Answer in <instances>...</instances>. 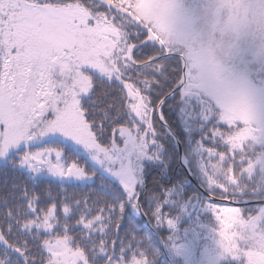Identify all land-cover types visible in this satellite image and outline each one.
Segmentation results:
<instances>
[{
	"label": "snow or ice",
	"instance_id": "snow-or-ice-1",
	"mask_svg": "<svg viewBox=\"0 0 264 264\" xmlns=\"http://www.w3.org/2000/svg\"><path fill=\"white\" fill-rule=\"evenodd\" d=\"M184 71L143 0H0V264H150L123 214L177 100L215 142L222 264H264V113Z\"/></svg>",
	"mask_w": 264,
	"mask_h": 264
},
{
	"label": "rangeland",
	"instance_id": "rangeland-1",
	"mask_svg": "<svg viewBox=\"0 0 264 264\" xmlns=\"http://www.w3.org/2000/svg\"><path fill=\"white\" fill-rule=\"evenodd\" d=\"M143 2L153 20L163 26L169 51L186 56L188 83L235 87L245 96L251 94L256 102V112L264 113V0ZM167 113L179 118L176 119L178 128L193 171L212 192L206 171L210 157L205 147L213 146L215 142L209 144L207 140L206 122L180 100L168 105ZM157 150L163 161L147 163L142 180L148 166L161 168L171 180L163 178L167 184L158 178L148 181L151 195L147 197L145 207L138 211L132 205V210L144 216L151 209V214H145V217L156 230L167 235L160 241L163 250L164 243L167 252L164 255L169 264H222L218 221L212 202L201 196L187 179L185 170L177 167L176 146L161 129ZM160 207L164 209L162 218L156 212Z\"/></svg>",
	"mask_w": 264,
	"mask_h": 264
},
{
	"label": "trees",
	"instance_id": "trees-1",
	"mask_svg": "<svg viewBox=\"0 0 264 264\" xmlns=\"http://www.w3.org/2000/svg\"><path fill=\"white\" fill-rule=\"evenodd\" d=\"M171 103H172V101H170L166 105L165 118H166L167 122L170 124V126L172 127V129H174V131H176L178 133V135H180V137H181L180 129L178 128V124H177V120H176L178 117H171V115L167 113V106L171 105ZM171 109H173V108H171ZM178 120H179V118H178ZM161 130L166 134V136H168L164 127H162ZM170 140H171L172 144L175 146L174 141L171 138H170ZM176 172L178 173L179 170L177 169ZM160 173L163 174V176H164L163 178H167L168 180H171L170 176L164 175L161 168H159V167L152 168V167L148 166V168L146 170V175H149L148 179H147V185H148V181H152V182L156 181L155 178H158V180L161 181L163 184H167V183H164V180H163V178H161V176L159 177ZM184 174H185V172H184ZM174 175H177V174H174ZM185 175L183 176L184 178H185ZM169 186H171V184L168 185V187H166L165 189L169 188ZM123 215H124V220L126 221V224H127V227L125 229V234L131 237V239L129 240V243H132V241L134 240L138 246H140L142 244L144 250L149 253L150 262L152 264H169L167 262L166 256L164 255V252L162 249V244L160 241V239H161L160 236H162L164 239H166L165 236H167V235L160 232L159 230H157V231H158L160 236L156 235L152 231L150 226L148 225L145 217L141 216V214L132 210L131 204H129L125 208ZM152 261H155V262H152Z\"/></svg>",
	"mask_w": 264,
	"mask_h": 264
},
{
	"label": "water",
	"instance_id": "water-1",
	"mask_svg": "<svg viewBox=\"0 0 264 264\" xmlns=\"http://www.w3.org/2000/svg\"><path fill=\"white\" fill-rule=\"evenodd\" d=\"M180 58L182 59L183 61V65H184V68H185V71H184V77H185V80L187 79V60L186 58L179 54ZM168 132V134L175 140L176 144H177V148H178V151H179V164L182 165L186 171H187V174H188V177L190 178V180L196 185L198 191L204 196L206 197L209 201L212 202L211 200V194L209 192H207V190L205 189L204 186H202L201 184H199V182L197 181L196 177H195V174L193 173V171L191 170L190 166H189V163L186 159V156H185V151H184V147H183V144L180 140V138L178 137V135L172 130V128L170 127V125L167 123L166 121V125L164 126ZM147 219V218H146ZM150 223V222H149ZM151 225V224H150ZM163 247H164V251L165 253L166 252V249H165V246H164V243H163ZM171 261V260H170Z\"/></svg>",
	"mask_w": 264,
	"mask_h": 264
}]
</instances>
